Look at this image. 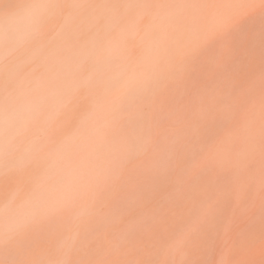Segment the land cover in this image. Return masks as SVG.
Returning a JSON list of instances; mask_svg holds the SVG:
<instances>
[{
	"label": "rangeland",
	"instance_id": "1",
	"mask_svg": "<svg viewBox=\"0 0 264 264\" xmlns=\"http://www.w3.org/2000/svg\"><path fill=\"white\" fill-rule=\"evenodd\" d=\"M178 1L91 0V42L85 50L1 52L0 124L7 129L0 125V264H19L18 258L22 264H242L248 259L264 264V151L251 161L255 150L242 142V132L253 126L245 104L264 94V83L258 85L264 70L255 64L264 63V0L240 20L233 14L229 26L217 15L232 14L225 10L235 8L225 5L227 0L221 2L225 8L216 0H181L189 3L186 10ZM207 32L210 37L203 36ZM154 34L166 38V51H149ZM44 58L50 65L41 63ZM48 70L42 86L38 79ZM52 83L58 90L46 92L41 105L48 99L46 106L69 107L63 104L68 110L60 106L43 120L44 106L33 97ZM24 99L42 109L25 127L3 117L17 113L15 106ZM77 243L83 245L77 249ZM84 244L95 256H84ZM233 247L242 248L239 256Z\"/></svg>",
	"mask_w": 264,
	"mask_h": 264
},
{
	"label": "bare ground",
	"instance_id": "2",
	"mask_svg": "<svg viewBox=\"0 0 264 264\" xmlns=\"http://www.w3.org/2000/svg\"><path fill=\"white\" fill-rule=\"evenodd\" d=\"M179 1H181V0H179ZM178 1V2H179ZM210 1L211 0H207V2H209L210 3ZM214 1V0H213ZM213 1H211V3H213ZM218 1V3H216V4H220V5H222V3L221 2H223V5H224V3L226 2L225 0H216V2ZM219 1H220V3H219ZM258 2H259V0H227V2L225 3V5L226 4H231V5H229L230 7H237L235 10L233 9V10H228L227 11V9H225L226 10V12H228V13H230V12H232V14L230 13L229 15L227 14V15H223V14H219V13H217V15H219V17H220V19H219V17L218 16H216L215 14H216V12H218V10L220 9V6H218L219 7V9H217V11L215 12V14H214V21H215V24L218 22V20L220 21V22H224L226 25H228L229 26V24L231 23L232 24V22L231 21H233L235 18V20H237V19H239L240 20V18H242L243 16H244V14H245V11L247 12V10L248 9H251L252 10V7L253 8H256L257 7V5H258ZM243 3V4H242ZM188 4L189 3H187V2H185V1H181L180 2V5H181V7L182 8H184L185 10L186 9H189L190 7L188 6ZM191 5V4H190ZM206 5V4H205ZM209 6H210V4H208ZM222 5V6H223ZM215 6V5H214ZM217 6V5H216ZM228 6V7H229ZM188 7V8H187ZM211 7V6H210ZM229 7V9H232V8H230ZM248 7V8H247ZM177 9H178V7H176ZM197 8V7H196ZM217 8V7H216ZM222 8V7H221ZM223 8H225V6H223ZM198 9H199V5H198ZM207 8H205V10H206ZM210 9V8H209ZM208 9V10H209ZM213 9H215V8H213ZM216 10V9H215ZM221 11L222 10H224V9H220ZM219 10V11H220ZM212 11V10H211ZM223 12V11H222ZM221 12V13H222ZM223 13H225V12H223ZM189 14V13H188ZM213 13H210V17H211V15H212ZM235 15V18L233 19V20H231L232 19V15ZM174 15H176L175 13H174ZM203 15V14H202ZM233 15V16H234ZM172 16H173V14H172ZM185 16V15H184ZM186 17H187V15H186ZM185 17V18H186ZM215 17H218V20H217V22H216V19L217 18H215ZM204 18V17H203ZM184 19V18H183ZM189 19V18H188ZM209 19V18H208ZM213 20V19H212ZM234 20V21H235ZM208 21V20H207ZM210 21H211V18L209 19V21H208V23H210ZM197 22H199V21H197ZM182 23V22H181ZM196 23V22H195ZM207 23V22H206ZM234 23V22H233ZM223 24V23H222ZM222 24L220 23V26H222ZM201 25V24H200ZM179 26H182V24H180ZM188 26V25H187ZM192 29H194V30H198V28H197V26H199V25H194V24H190L189 25ZM202 26H204V25H202ZM209 28H211V26L212 25H210L209 24ZM216 26H219V22L216 24ZM128 28H130V31H132L133 32V29H134V27H132L131 25H128L127 26ZM206 27H208V26H206ZM207 29V30H210V29ZM216 28V27H215ZM214 28V29H215ZM226 28V27H225ZM148 29H150V27L148 26ZM202 29V28H201ZM213 28H211V30H213V31H215ZM220 29V28H219ZM229 29V28H228ZM180 30V29H179ZM183 30V29H182ZM205 30H206V28H205ZM204 30V31H205ZM222 30V29H221ZM91 31H92V26H91V0H0V59L3 57V56H5V54H3V53H1L2 51H9V50H16V49H29V50H34V49H42V51L44 52L45 50L47 51V49H50L51 48V50H52V48H54V47H56V48H61V49H67V50H73V49H76V48H84V50H85V47H87L89 44H90V42H91ZM203 31V32H204ZM212 31V32H213ZM175 32V31H174ZM179 32V31H178ZM188 32H190V31H188ZM199 32H201V30L200 31H198V33ZM219 32H220V30H219ZM181 33V32H180ZM194 33V32H193ZM197 33V34H198ZM221 33V32H220ZM205 34H206V32H205ZM210 34V36H211V32L209 33ZM225 33H223V35H224ZM181 35V34H180ZM230 35V34H229ZM228 35V36H229ZM122 36V35H121ZM176 37H174L175 39H177L178 40V38H177V33H176V35H175ZM191 36V35H190ZM203 36L205 37V36H207V37H210V36H208V32H207V35H204V33H203ZM225 36V35H224ZM228 36H225V37H228ZM223 37V36H222ZM120 38V37H119ZM191 38H192V36H191ZM224 38V37H223ZM164 40H166V38H163V35H156V34H154V35H151V36H149V42H148V47H149V51L150 52H152V53H157L158 51H160V50H163V51H166L165 50V47H166V44H165V46H162L164 43H165V41ZM188 40V39H187ZM191 41V40H190ZM189 41V42H190ZM110 42V41H109ZM116 42L117 43H119L120 45H123L121 42H120V40L119 39H116ZM175 42V41H174ZM106 43H108V42H106ZM187 43V42H186ZM232 44V43H231ZM92 45V44H91ZM172 45V44H171ZM170 45V46H171ZM207 45V44H206ZM105 46H106V44H105ZM174 46V45H173ZM44 49V50H43ZM169 49V48H168ZM173 49V48H172ZM28 50V51H29ZM50 50V51H51ZM23 51V50H22ZM26 51V50H25ZM42 51H41V54H42ZM90 51V50H89ZM221 51V50H220ZM27 52V51H26ZM107 52L108 53H110V54H112V52H111V50L108 48V50H107ZM170 52V51H169ZM177 52V51H176ZM28 53V52H27ZM40 53V52H39ZM49 53V52H48ZM178 53H180V52H178ZM10 54H12V52H10ZM16 54H18V53H16ZM33 54H36V53H33ZM45 54V53H44ZM47 54V53H46ZM133 54V53H132ZM166 54H169L168 52L166 53ZM170 54H172V56L171 57H174L173 56V53H170ZM9 55V54H8ZM38 55V54H37ZM224 55H226V53L224 54ZM14 56V55H13ZM13 56H11L10 57V59H12L13 58ZM31 56V55H30ZM29 56V57H30ZM33 56V55H32ZM42 56V55H41ZM178 56V55H177ZM223 56V55H222ZM15 57V56H14ZM43 57V56H42ZM130 57V56H129ZM128 57V58H129ZM170 57V56H169ZM8 58H9V56L7 57V59L5 60V59H3V60H5L4 62H7V60H8ZM34 58V57H33ZM46 59H47V57H45ZM44 58V59H45ZM49 58V57H48ZM116 58V57H115ZM40 59V58H39ZM41 60V63H42V61L44 62V64L46 65V61H47V65L49 64L48 62H49V60ZM78 59V58H77ZM149 59H150V62H153L152 61V57H149ZM172 59V58H171ZM171 59H169V60H171ZM259 59V58H258ZM34 60V59H33ZM127 60V59H126ZM11 60H9V63L11 64L12 63V61L10 62ZM14 61V60H13ZM58 61V60H57ZM172 61V60H171ZM60 62V61H59ZM173 62V61H172ZM260 61L258 60V61H255V64H256V67H257V69L258 70H260L259 72H263L262 70H264V63H259ZM8 63V62H7ZM50 63H52L51 62V60H50ZM53 63H55V61L53 62ZM1 64L3 65L4 63H1V61H0V66H1ZM55 64H57V63H55ZM161 64H165V63H161ZM8 65V64H7ZM46 65V66H47ZM50 65V64H49ZM31 67H34V66H31ZM48 67H50V66H48ZM245 68H247V66L245 67ZM244 68V69H245ZM38 69V68H37ZM35 71V70H34ZM49 72H48V74H46L45 73V76H41V77H39V79H38V82L39 83H41L42 84V86H44V84L45 83H47V81H49V78H48V80H47V78H46V75H47V77L49 76V73H50V70H48ZM245 71H246V69H245ZM39 72V71H38ZM243 72H244V70L242 71V74H243ZM248 72V71H247ZM246 72V75H248V73ZM258 72V73H259ZM41 73H42V71H41ZM32 74V73H31ZM38 74V73H37ZM242 74H240V76L242 77ZM260 74V73H259ZM264 73H262V75H263ZM34 75V74H33ZM145 75V74H144ZM238 76V75H237ZM240 76H238L237 78L240 80ZM50 77V76H49ZM145 77H147V76H145ZM263 77H264V75H263ZM30 77H28V79H29ZM33 78V77H32ZM38 78V77H37ZM243 78V77H242ZM137 79V78H136ZM244 79V78H243ZM260 79L261 80H259V82H258V85H260L261 83L263 84L264 82H262V76L260 77ZM22 80H23V78H22ZM26 82H27V77H26V79H24ZM149 80V79H148ZM263 80H264V78H263ZM30 81H31V78H30ZM66 81L68 82V83H70L72 86H77L78 85V83L76 82V80H73V79H69V78H66ZM261 81V82H260ZM35 82V81H34ZM132 82V81H131ZM242 82V81H241ZM25 83V82H24ZM29 82H27V84H28ZM27 84L24 86V88L27 86ZM50 84V83H49ZM35 85V84H34ZM48 85V84H47ZM56 84H54V86H55ZM253 85V84H252ZM257 85V86H258ZM41 86V85H40ZM39 86V87H40ZM41 86V87H42ZM57 86V85H56ZM55 86V87H56ZM28 87V89L27 90H29V89H33V87H32V85H28L27 86ZM38 87V88H39ZM40 87V88H41ZM46 87V86H45ZM48 87V86H47ZM51 87H52V89H50V87H48V88H46L44 91L43 90H41L40 91V93H37V96H35V97H33V98H37L35 101L37 102H39L38 104L39 105H41V103H44V100L42 101V99L44 98V96H46L47 94H45L46 92H49V91H53V92H55L56 90H58V89H56V88H53V83H52V85H51ZM255 87H256V85L254 86V89H255ZM57 88H58V86H57ZM253 88V87H252ZM56 89V90H55ZM60 89V88H59ZM55 90V91H54ZM242 90V89H241ZM264 90V89H263ZM31 91V90H30ZM43 91V92H42ZM35 92V90L33 89V93ZM238 92H239V90H238ZM250 92H253V91H250ZM25 93H26V91H25ZM24 93V94H25ZM59 93V92H58ZM240 93H241V91H240ZM239 93V94H240ZM27 94H28V92H27ZM36 94V93H35ZM34 94V95H35ZM57 94V93H56ZM55 94V95H56ZM236 94H238V93H236ZM242 94V93H241ZM244 94V93H243ZM248 94V93H247ZM246 94V95H247ZM263 94V93H262ZM21 95V94H20ZM259 95V94H258ZM27 95H25L24 97H26ZM245 96V95H244ZM261 96V95H260ZM23 97V96H22ZM30 97H32V95H30ZM29 97V98H30ZM47 97V96H46ZM45 97V98H46ZM49 97V96H48ZM55 97V96H54ZM57 97H58V95H57ZM237 97H238V95H237ZM253 97H254V95H253ZM28 98V97H27ZM32 98V99H33ZM49 98H51V97H49ZM31 99V98H30ZM26 100V99H24V100H22V101H20V102H18L17 104H16V106L15 107H17V113H13V114H8V113H4V116L3 117H5V119H7V120H14V121H19V122H21L22 124L21 125H23L24 127H25V124H27V123H29L30 124V122H31V119L33 120V116H35L36 117V113L39 115H41L42 113H43V115H41V118H43V117H46V118H49L52 114H53V111H56L57 109H60V111H61V107L63 106V104H64V102H58V103H56V104H54L55 106H51V103H50V106L48 107V106H46V103H49L47 100L48 99H46V102H45V106H44V104H42L41 106H44L43 107V112L40 110V108L38 107L39 105L37 104V103H35V105H34V107H33V105H32V101L31 100ZM252 99V98H251ZM238 100V99H237ZM253 101H255V99H252ZM10 101L11 102H13V99L11 98L10 99ZM73 101V100H72ZM243 101L245 102V100L243 99ZM253 101H251V102H253ZM54 102V101H53ZM57 102V101H56ZM154 102V101H153ZM244 102H242V105L244 106ZM67 104L69 105V102H67ZM236 104H238L236 101H235V104H234V102H233V109L232 110H234V108L236 107ZM239 104H241V103H239ZM246 104H248L247 102H246ZM245 104V109H243V111H245L246 112V114H248L247 115V117H246V119L249 121V123H250V125H253L252 126V128H248L247 130H245V131H243L242 132V142L244 143V141L246 142V143H248L249 145H251L252 146V148L255 150V153H253V154H251L250 156V158H248V159H250L251 161H255V160H259V157H257L258 155H260V154H262L263 152L262 151H264V145H263V143L264 142H262V145L263 146H259V147H255L256 145H255V143H256V141L258 142L260 139H264V94H263V96H262V99H261V101H259V102H253V103H251L250 105H246ZM38 105V106H37ZM235 105V106H234ZM61 106V107H60ZM64 106H66L65 104H64ZM63 106V107H64ZM71 106V105H70ZM76 106V105H75ZM120 106V105H119ZM14 107V106H13ZM67 108L69 107V106H66ZM66 107H64L66 110H68ZM242 106H240L239 108H236V110L237 109H240ZM64 108H62V109H64ZM71 108V107H70ZM75 109V108H74ZM73 109V110H74ZM37 112H36V111ZM65 110V111H66ZM58 111V110H57ZM64 111V110H63ZM42 112V113H41ZM87 112V111H86ZM234 112H235V110H234ZM35 113V114H34ZM236 113V112H235ZM243 114H244V112H243ZM242 114V115H243ZM31 115H33V116H31ZM37 115V116H38ZM45 115V116H44ZM54 115V114H53ZM52 115V116H53ZM51 116V117H52ZM211 117H212V115H210ZM32 117V118H31ZM50 117V118H51ZM231 117V116H230ZM31 118V119H30ZM46 118H43V120H45ZM63 118V117H62ZM66 118V117H65ZM68 118V117H67ZM66 118V119H67ZM243 118H244V116H243ZM242 118V119H243ZM37 119V118H36ZM229 119V118H228ZM29 120H30V122H29ZM50 120H53V119H50ZM49 121V120H48ZM60 120H58V122H59ZM61 121H63V120H61ZM61 121H60V123L58 124V125H60L61 124ZM234 121V120H233ZM2 122V121H1ZM229 122V121H228ZM234 123V122H233ZM28 124V125H29ZM32 124V123H31ZM57 124V123H56ZM55 124V125H56ZM204 124V123H203ZM0 125H2L1 127H2V129H7L6 127V125L5 124H0ZM42 125V124H41ZM205 125V124H204ZM13 126V125H12ZM39 126V125H38ZM9 127V126H8ZM27 127V126H26ZM204 127V126H203ZM21 128V130H22V127H19V129ZM27 128H29V127H27ZM34 128V127H33ZM57 127L55 126V128L54 129H56ZM30 129V128H29ZM39 129H40V127H39ZM59 129V128H58ZM14 131H16V130H14ZM55 131V133L57 132L56 130H54ZM25 132V131H24ZM20 133V132H19ZM190 133V132H189ZM21 134H24V133H22L21 132ZM33 134H34V132H33ZM36 134V133H35ZM52 134V133H51ZM155 134V133H154ZM153 134V135H154ZM27 135V133H25V136ZM54 135V134H53ZM190 135V134H189ZM57 136V135H56ZM19 137V136H18ZM153 137V136H152ZM254 137V138H253ZM44 138V137H43ZM65 138V137H64ZM23 139V138H22ZM50 139H54L53 138V136L50 138ZM241 139V138H240ZM256 141H255V140ZM12 141H13V139H12ZM10 142V144L11 143H14V141L13 142ZM16 141V140H15ZM226 141V140H225ZM241 141V140H240ZM18 142V141H17ZM24 142V141H23ZM48 142V141H47ZM148 142V141H147ZM221 142V141H220ZM239 143V142H238ZM15 144V143H14ZM46 144V143H45ZM52 144V143H51ZM51 144H49V145H51ZM151 144V143H150ZM220 144V143H219ZM9 145V144H8ZM39 145V144H38ZM48 145V144H47ZM222 145H223V142H222ZM239 145V144H238ZM258 145V144H257ZM9 146H13V145H9ZM21 146V145H20ZM124 146H126L125 145V143H124ZM7 147V146H6ZM5 147V148H6ZM14 147V146H13ZM45 148H46V145L44 146ZM52 147V146H51ZM123 147V146H122ZM9 148V147H8ZM7 148V149H8ZM45 148H43V149H45ZM239 148V147H238ZM251 148V147H250ZM10 149V148H9ZM43 149H41V150H43ZM51 149V148H50ZM237 149V148H236ZM11 150V152H13L14 151V149H13V151H12V149H10ZM9 150V151H10ZM1 151V150H0ZM6 151V150H5ZM44 151V150H43ZM227 151V150H226ZM10 152V153H11ZM221 152H223V150L221 151ZM220 152V153H221ZM7 153V152H6ZM9 153V154H10ZM224 153V152H223ZM227 153V152H226ZM4 154H5V152H4ZM37 154V153H36ZM244 155V154H243ZM257 155V156H256ZM120 156V155H119ZM33 158H35V157H33ZM221 158V157H220ZM114 159V158H113ZM223 159V158H222ZM216 160H218V159H216ZM113 161V160H112ZM116 162V161H115ZM262 163H264V161L262 162ZM258 165V164H257ZM259 166V165H258ZM254 167V166H253ZM249 168V167H248ZM261 169V168H260ZM264 169V168H263ZM237 170V169H236ZM263 171V170H262ZM254 176H256V174H253ZM264 175V174H263ZM217 176V175H216ZM220 176V175H219ZM257 178H259V176L257 177ZM263 178H264V176H263ZM256 179V178H255ZM256 180H258V179H256ZM262 181H263V179H262ZM235 183V182H234ZM264 185V184H263ZM263 185H261L260 186V188H262L263 189ZM65 186V185H64ZM4 188V187H3ZM4 190V189H3ZM96 190V189H95ZM264 190V189H263ZM0 191H1V189H0ZM85 192V191H84ZM96 192V191H95ZM259 192V191H258ZM98 196V195H97ZM90 199V198H89ZM106 200V199H105ZM90 201V200H89ZM242 203V202H241ZM104 204V203H103ZM241 205H243V204H241ZM99 206H102V205H99ZM98 206V207H99ZM184 206V205H183ZM183 206H181V207H183ZM12 207V206H11ZM148 207V206H147ZM177 209H178V207H176ZM180 208V207H179ZM135 209V208H134ZM177 209H176V211H174V212H176V214H177ZM181 210H182V208H180ZM180 209H178V211L180 210ZM184 209V208H183ZM210 211V210H209ZM182 212V211H181ZM180 212V213H181ZM261 212V211H260ZM134 213V212H133ZM136 213V212H135ZM163 213V212H162ZM259 213V212H258ZM263 213H264V211H263ZM125 214H127V213H125ZM231 214V213H230ZM175 215V214H174ZM173 215V216H174ZM237 215V214H236ZM260 215V214H259ZM125 215H123L122 217H124ZM158 216V215H157ZM258 216V215H257ZM91 217V216H90ZM71 218V217H70ZM125 218V217H124ZM174 218H176V217H174ZM255 218V217H254ZM157 219V218H156ZM159 220H162V219H159ZM229 220V219H228ZM234 220V219H233ZM254 220V219H253ZM253 220H251V221H253ZM250 221V222H251ZM11 222V221H10ZM123 222V221H122ZM125 222H126V220H125ZM159 222V221H158ZM176 222V221H175ZM111 223V222H110ZM167 223V222H166ZM209 223H210V221H209ZM216 223V222H215ZM247 223V222H246ZM123 224V223H122ZM163 224H165V223H163ZM200 224V223H199ZM67 225V224H66ZM260 225V224H259ZM167 226H169V221H168V224H167ZM230 226V225H229ZM237 226V225H236ZM245 225L243 224V226H242V228L244 227ZM67 227V226H66ZM199 227H200V225H199ZM204 227H206V226H204ZM228 227V226H227ZM161 228V227H160ZM198 228V227H197ZM202 228V227H201ZM241 228V227H240ZM241 228V229H242ZM150 229H152V228H150ZM68 230V229H67ZM198 230V229H197ZM81 231H84V230H81ZM111 231V230H110ZM166 231H167V229H166ZM195 231V230H194ZM203 231V230H202ZM226 231V230H225ZM242 231V230H241ZM111 232H114V231H111ZM110 232V233H111ZM161 232V231H160ZM83 233V232H82ZM82 233L80 234L79 233V235H82ZM158 233V232H157ZM254 233V232H253ZM256 233V232H255ZM156 234V233H155ZM163 234V233H162ZM237 234V233H236ZM241 234V233H240ZM264 234V233H263ZM69 235V234H68ZM152 235H153V233H152ZM100 236V235H99ZM158 236V235H157ZM191 236V235H190ZM237 236V235H236ZM48 237V236H47ZM46 237V238H47ZM110 237H111V234H110ZM109 237V238H110ZM246 237V236H245ZM256 237V236H255ZM80 238H81V236H80ZM102 238H104V237H102ZM114 237H112L110 240H112ZM150 238H152V236H150ZM188 238V237H187ZM236 238H238V237H236ZM47 239H49V238H47ZM46 239V240H47ZM192 239V238H191ZM255 239V238H254ZM253 239V240H254ZM44 241V242H47V241ZM149 240V239H148ZM151 240H153V239H151ZM151 240H149V241H151ZM161 240H163V239H161ZM236 240H238V239H236ZM257 240H258V238H257ZM115 241V240H114ZM165 241H166V239H165ZM164 241V242H165ZM241 241V240H240ZM251 241V240H250ZM261 241V240H260ZM160 242V241H159ZM189 242V244L190 243H193L192 241H190V239H189V241L187 240V243ZM236 241L234 240V243H235ZM237 242H239V240L237 241ZM140 243H143V242H140ZM186 243V246H184V248L185 247H188V245L189 244H187ZM201 243V242H200ZM239 243H241V242H239ZM262 243V242H261ZM261 243H256V245L258 244V246H260V244ZM45 244V243H44ZM78 244V243H77ZM79 244H81V245H83L82 243H79ZM76 245L75 247H77V249H79L78 248V246H80V245ZM133 244V243H132ZM150 244V243H149ZM238 244V243H237ZM247 244V243H246ZM252 244H253V242H252ZM251 244V245H252ZM37 245V244H36ZM35 245V246H36ZM43 245V244H42ZM50 245V244H49ZM87 245V244H86ZM96 245V244H95ZM113 244H111V246H112ZM139 245V244H138ZM229 245V244H228ZM234 245V244H233ZM249 245H250V243H249ZM35 246L33 247V248H35ZM84 246H85V244H84ZM124 246V245H123ZM130 246V245H129ZM133 246V245H132ZM146 246H147V244H146ZM150 246H151V244H150ZM162 246V245H161ZM173 246V245H172ZM175 246V245H174ZM238 246V245H237ZM258 246H255V244H254V248H252V251L254 250H257V248H259ZM262 246H264V245H262ZM262 246H260V247H262ZM42 247H44V246H42ZM75 247H74V249H75ZM81 247V246H80ZM83 247V246H82ZM87 246H85L84 248H82V250L83 251H85V252H87L86 250H84L85 248H86ZM90 247V246H89ZM95 247V246H94ZM101 247H102V245H101ZM139 247L141 248V246H138L137 248L139 249ZM159 247V246H158ZM248 247V246H247ZM252 247H253V245H252ZM256 247V248H255ZM41 248V247H40ZM148 248V247H147ZM163 248V247H162ZM173 248V247H172ZM183 247H182V249H184ZM191 250H194V247H192L191 246ZM235 247H233V249H234ZM238 248V247H237ZM245 248H246V246H245ZM251 248V247H250ZM76 249V250H77ZM187 249V248H186ZM186 249H184V250H186ZM196 249V248H195ZM242 249V248H241ZM241 249L239 248V249H234L235 251V254L237 253L238 254V256H239V254H240V252H241ZM29 250H31V249H29ZM99 250V249H98ZM113 250L114 249H112V247H111V250H110V253L112 254L113 253V255L115 254V252L116 251H114L113 252ZM123 250H125V249H123ZM123 250H121V251H123ZM137 250V249H136ZM159 250V249H158ZM161 250V249H160ZM160 250H159V252H160ZM163 250V249H162ZM173 250H174V248H173ZM190 250V252L192 253L193 251H191ZM239 250V251H238ZM35 251H37V250H35ZM81 251V250H80ZM82 251V252H83ZM90 251V250H89ZM87 252V253H85L86 255H84V256H87V254H94V256H95V252L94 253H90V252ZM109 251V250H108ZM117 251H118V249H117ZM140 251V250H139ZM259 251H260V249H259ZM30 251H28V253H29ZM31 252H33V251H31ZM51 252V251H50ZM53 252V251H52ZM125 252V251H124ZM124 252H120V253H124ZM129 252V251H128ZM228 252V251H227ZM243 252V251H242ZM249 252H250V249H249ZM248 252V253H249ZM34 254H36V252H33ZM57 253V252H56ZM71 253H72V251H71ZM74 253V252H73ZM76 253V252H75ZM74 253V254H75ZM109 253V252H108ZM107 253V257L105 258V257H103V256H105V255H101L103 258H105V259H107L108 258V256H110V254H108ZM135 253V252H134ZM140 253V252H139ZM138 253V254H139ZM194 253V252H193ZM255 253H256V251H255ZM254 253V254H255ZM259 253V252H258ZM261 253V252H260ZM259 253V254H260ZM262 253H264V251L262 250ZM262 253H261V255H262ZM31 253H29V258H30V255ZM126 254V253H125ZM125 254H124V256H125ZM129 253H127L126 255H128ZM137 253H135L134 255H136ZM147 254V253H146ZM151 254V253H150ZM172 254V253H171ZM232 254H233V252H232ZM235 254L234 255H232V257H234L233 259H235L236 260V258H235ZM237 254H236V256H237ZM250 254V253H249ZM56 254H54L53 256H55ZM82 255V254H81ZM149 255V254H148ZM152 255V254H151ZM231 255V254H230ZM257 255V254H256ZM20 256V255H19ZM21 256H25V253L24 254H22L21 253ZM27 256V255H26ZM79 256V255H78ZM78 256H77V258H78ZM119 256V255H118ZM117 256V258H119ZM123 256V255H122ZM122 256H120V258L122 257ZM171 256V255H170ZM245 254H244V257L243 258H245ZM254 256V255H253ZM264 256V255H263ZM37 257V256H36ZM35 257V255H34V258H36ZM39 258H40V256H38ZM56 257V256H55ZM80 257V256H79ZM91 257H93V256H91ZM133 257V259H135L134 258V256H132ZM132 257H129V259L131 258L132 259ZM138 257V256H137ZM144 257V256H143ZM172 257L174 258V256L172 255ZM171 257V258H172ZM232 257L230 256V258L232 259ZM248 257L250 258V256H248L247 255V258L246 259H248ZM262 256H260L259 257V255H258V258H261ZM82 258V257H81ZM88 258V257H87ZM103 258H98L99 260L100 259H103ZM119 258V259H120ZM164 258V257H163ZM172 258V259H173ZM229 258V259H230ZM255 258H256V256H255ZM19 259V258H18ZM17 259V262H19L20 261V263L22 264V263H25V262H21L22 260H18ZM20 259H22V257H20ZM24 259V258H23ZM53 259L55 260V258L53 257ZM76 259V258H75ZM79 259V258H78ZM77 259V261L79 262V260ZM90 259V258H89ZM108 259H110V258H108ZM119 259L118 260H115V261H119ZM123 259H124V257H123ZM188 259V258H187ZM245 259V260H246ZM25 261H26V259H24ZM80 260H84V258L83 259H80ZM163 260H165V259H163ZM234 260V261H235ZM244 259H242L240 262H242ZM244 260V261H245ZM249 260V259H248ZM248 260H247V262L245 261V262H243V263H246V264H250V262H248ZM262 260H264V259H262ZM74 261V260H73ZM76 261V260H75ZM102 261H104V263H105V261H107V260H102ZM128 261V260H127ZM126 261V262H127ZM143 261H144V258H143ZM166 261H167V259H166ZM227 261H232V260H226V262ZM234 261H232L233 263H234ZM2 262V261H1ZM0 262V263H1ZM28 262V261H27ZM71 262V261H70ZM70 262H68L67 264H69ZM108 262V261H107ZM251 262H252V259H251ZM255 262V261H254ZM263 262V261H262ZM19 263V264H20ZM98 263V260H97V262L96 263H93V264H97ZM100 263H102V262H100ZM161 263V262H160ZM228 263V262H227ZM231 263V262H230ZM242 263V264H243ZM258 263V262H257ZM256 263V264H257ZM4 264V263H3ZM222 264V263H221ZM259 264H260V262H259Z\"/></svg>",
	"mask_w": 264,
	"mask_h": 264
}]
</instances>
